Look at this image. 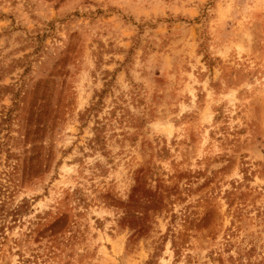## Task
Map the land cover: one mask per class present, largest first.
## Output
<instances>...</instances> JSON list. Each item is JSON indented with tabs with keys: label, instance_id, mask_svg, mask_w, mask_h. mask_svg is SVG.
<instances>
[{
	"label": "rangeland",
	"instance_id": "rangeland-1",
	"mask_svg": "<svg viewBox=\"0 0 264 264\" xmlns=\"http://www.w3.org/2000/svg\"><path fill=\"white\" fill-rule=\"evenodd\" d=\"M0 264H264V0H0Z\"/></svg>",
	"mask_w": 264,
	"mask_h": 264
}]
</instances>
